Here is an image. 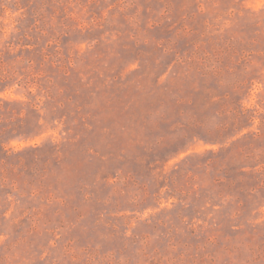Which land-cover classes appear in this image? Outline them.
Here are the masks:
<instances>
[{"label":"rangeland","instance_id":"374dc122","mask_svg":"<svg viewBox=\"0 0 264 264\" xmlns=\"http://www.w3.org/2000/svg\"><path fill=\"white\" fill-rule=\"evenodd\" d=\"M0 264H264V0H0Z\"/></svg>","mask_w":264,"mask_h":264}]
</instances>
